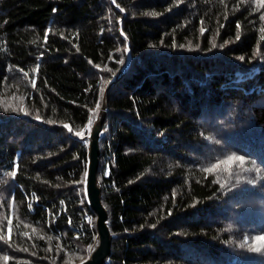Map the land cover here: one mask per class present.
<instances>
[{"label":"trees","instance_id":"16d2710c","mask_svg":"<svg viewBox=\"0 0 264 264\" xmlns=\"http://www.w3.org/2000/svg\"><path fill=\"white\" fill-rule=\"evenodd\" d=\"M261 17L264 0H0V264L89 257L86 136L117 77L106 264H264Z\"/></svg>","mask_w":264,"mask_h":264},{"label":"water","instance_id":"95a60500","mask_svg":"<svg viewBox=\"0 0 264 264\" xmlns=\"http://www.w3.org/2000/svg\"><path fill=\"white\" fill-rule=\"evenodd\" d=\"M117 78H115L108 86L105 92L103 104L99 110L97 118L94 121L91 132L86 136L89 140V147L85 190L87 200L94 212L97 214L96 224L98 234L91 247L89 257L78 264H106L112 254L113 234L108 223L109 212L103 202L102 185L99 179V168L101 163V136L109 104L108 95Z\"/></svg>","mask_w":264,"mask_h":264},{"label":"snow or ice","instance_id":"6c2138e0","mask_svg":"<svg viewBox=\"0 0 264 264\" xmlns=\"http://www.w3.org/2000/svg\"><path fill=\"white\" fill-rule=\"evenodd\" d=\"M262 19H264V17H261ZM203 31V29H202ZM215 46V45H213ZM221 47H223V45H221ZM125 51H127V49L125 48L124 49ZM241 59H243V57H241ZM26 75V73H25ZM33 86L34 85V82H33ZM97 108H99V103H97ZM37 119H39V117H37ZM66 128H69L68 125H64ZM69 130L71 131V129L69 128ZM76 136L80 137L81 139L84 138V132L83 131H80V132H76L75 133ZM86 142V141H85ZM235 161H238L239 164L243 165L244 163V158L243 157H239V156H229L226 160H222V161H219L218 163L216 164H213L211 167L209 168H205L204 171L205 172H208V173H211L217 169H219L221 167V165H227L228 168L231 167V164ZM12 175H15V171L13 173H11ZM85 176H87V173H85ZM11 223V222H9ZM246 243H248V241H246ZM253 243L254 244H257V245H264V236H256L255 238H253ZM258 249V248H257ZM5 260L8 259V257H4Z\"/></svg>","mask_w":264,"mask_h":264},{"label":"clouds","instance_id":"9594fccd","mask_svg":"<svg viewBox=\"0 0 264 264\" xmlns=\"http://www.w3.org/2000/svg\"><path fill=\"white\" fill-rule=\"evenodd\" d=\"M234 127H235V125H232V124H224L223 125V130H225V131L231 130ZM253 165H255V162L254 161H253ZM255 171L257 173H259L260 172V169L259 168H256ZM250 182L254 184V183H256V180H252ZM254 206H256V207L264 210V200H256ZM237 229H238V225L236 223H234L232 221H229L228 222L227 229H226L227 231L231 232V231H234V230H237ZM246 241H247V237H245L244 241L241 243L240 246L241 247L247 246ZM253 250L254 251H259V249H253Z\"/></svg>","mask_w":264,"mask_h":264}]
</instances>
